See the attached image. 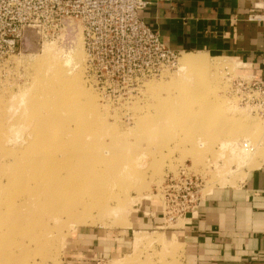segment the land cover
Listing matches in <instances>:
<instances>
[{
  "label": "rangeland",
  "instance_id": "374dc122",
  "mask_svg": "<svg viewBox=\"0 0 264 264\" xmlns=\"http://www.w3.org/2000/svg\"><path fill=\"white\" fill-rule=\"evenodd\" d=\"M4 49L0 45V161L9 160L2 151L15 142L30 152L44 136L58 141L66 128H83L85 158L95 164L88 176L93 182L76 185L74 217L44 213L35 221L47 227L37 233L40 241L24 234L21 248L8 243L5 249L16 257L8 264H66L75 245L70 241L85 229L109 232L117 237L109 245L121 240L128 247L98 264L176 263L179 245L158 234L167 235L181 221L132 233L127 227L139 204L158 201L168 175L184 170L201 177L206 194L238 184L264 160V122L239 102L235 65L221 58L186 54L208 60L209 68L196 72L180 66L183 54L172 69L153 77L123 72L96 80L87 73L80 37L72 47L61 46L27 30L16 50ZM74 175L71 187L80 180Z\"/></svg>",
  "mask_w": 264,
  "mask_h": 264
},
{
  "label": "crops",
  "instance_id": "0c3cea01",
  "mask_svg": "<svg viewBox=\"0 0 264 264\" xmlns=\"http://www.w3.org/2000/svg\"><path fill=\"white\" fill-rule=\"evenodd\" d=\"M254 5L251 0H171L149 5L140 16L177 55L221 58L235 65L237 76L262 79L264 23L247 20ZM160 210L159 201L140 203L127 230L145 234L162 228ZM173 229L158 234L179 245L178 262L172 264H264V160L238 184L204 194L196 215ZM93 232H76L66 264H98L128 248L121 240L109 245L117 238L109 232ZM174 252L166 248L168 255Z\"/></svg>",
  "mask_w": 264,
  "mask_h": 264
},
{
  "label": "built area",
  "instance_id": "2783aa9c",
  "mask_svg": "<svg viewBox=\"0 0 264 264\" xmlns=\"http://www.w3.org/2000/svg\"><path fill=\"white\" fill-rule=\"evenodd\" d=\"M171 0H0V45L13 52L27 30L44 41L72 47L80 37L87 73L94 79L130 73L153 77L172 69L177 54L164 45L140 12L156 2ZM254 2L249 22L264 23V0ZM235 94L264 122V78L235 76ZM195 175L166 176L161 185L160 215L164 226L193 218L203 194Z\"/></svg>",
  "mask_w": 264,
  "mask_h": 264
},
{
  "label": "bare ground",
  "instance_id": "6f19581e",
  "mask_svg": "<svg viewBox=\"0 0 264 264\" xmlns=\"http://www.w3.org/2000/svg\"><path fill=\"white\" fill-rule=\"evenodd\" d=\"M180 66L202 72L210 64L203 56L184 55ZM193 89L199 87L195 85ZM248 111L250 112L249 109ZM213 116H216L215 111ZM44 137L33 144L30 152H24L22 143L19 145L16 142L17 145L14 144L11 150L2 151L8 152L9 160L0 161V173L5 177L4 180L0 179V264L16 261L13 252L8 253L5 249L8 243L21 248L19 237L24 234L31 242L40 241L41 234L37 233H44L47 227L38 225L35 221L39 217L42 220L44 213L51 216L56 214L54 219L58 215L73 218L77 206L72 199L78 193L80 195L76 185L86 182L87 186L93 182V178L88 179V176L94 170L95 164L85 158L87 140L83 128L78 132L76 129L66 128L58 141ZM43 146H49L50 149L40 150ZM58 166L65 168V175L57 170ZM74 174L80 175V180L71 187L70 182L78 177ZM75 191L77 192L74 193Z\"/></svg>",
  "mask_w": 264,
  "mask_h": 264
}]
</instances>
